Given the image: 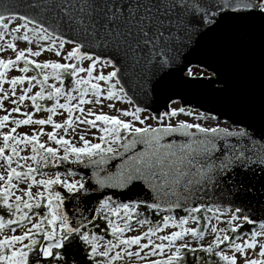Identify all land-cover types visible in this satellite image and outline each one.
I'll return each mask as SVG.
<instances>
[{"label": "snow or ice", "instance_id": "1", "mask_svg": "<svg viewBox=\"0 0 264 264\" xmlns=\"http://www.w3.org/2000/svg\"><path fill=\"white\" fill-rule=\"evenodd\" d=\"M208 42L231 80L202 60L193 75ZM257 42L264 70V0H0V264H69L73 243L80 264H264V219L221 203L264 176V79L257 100L244 71ZM198 80L240 119L188 106ZM77 124L91 139L66 138Z\"/></svg>", "mask_w": 264, "mask_h": 264}, {"label": "water", "instance_id": "2", "mask_svg": "<svg viewBox=\"0 0 264 264\" xmlns=\"http://www.w3.org/2000/svg\"><path fill=\"white\" fill-rule=\"evenodd\" d=\"M260 58L261 53L258 42L244 54L245 76L257 100L259 99L262 79H264V70H262ZM197 60L206 61L211 66L218 68L229 80L235 76L237 71L236 65L222 55L221 48L217 43H205L193 52L190 58L191 67L202 69L201 66L197 65ZM203 70L207 73L210 71V69ZM214 88L215 84L209 86L206 82L198 80L190 88L181 90V94L184 96L188 106L206 113L209 109H212V114L218 115L221 122L228 119H240L237 112L224 104L218 94L212 92ZM146 106L149 113L163 110L162 108L158 109V102L147 101ZM254 127L259 131L258 121L254 122ZM251 179L252 184L249 185L251 191L231 193L221 203H231L233 207L239 206L242 209V214L249 215L253 219L254 224H259L260 220L264 219V187H262L264 185V176L257 170L255 176ZM142 195L143 193H141ZM117 198L119 199V196ZM94 202L95 200L90 201L87 206L90 207L91 203Z\"/></svg>", "mask_w": 264, "mask_h": 264}, {"label": "rangeland", "instance_id": "3", "mask_svg": "<svg viewBox=\"0 0 264 264\" xmlns=\"http://www.w3.org/2000/svg\"><path fill=\"white\" fill-rule=\"evenodd\" d=\"M34 47V45H33ZM3 56V58H9L12 54L11 52H5L3 54H0ZM38 59H56L52 54L50 53H42L41 57L38 58ZM22 66V64L20 65ZM193 75L194 76H199L201 74V71L202 69H199L197 67H193ZM207 72H205L203 70V75H205ZM20 73L17 72L16 68H12V69H9L8 70V73L6 74V78H10L11 75H18ZM28 74H33L31 71L28 73ZM52 81L50 80L49 83H51ZM24 86H27L26 84ZM0 87H3V88H7V84L3 85V86H0ZM20 87L21 86H17V95H19V92H20ZM35 90V89H34ZM0 103H3L4 104V107H10V105L7 103V101H3V102H0ZM27 104H30V102H25ZM107 103V102H105ZM117 106H119V104H117ZM174 106H179V105H174ZM87 107V106H86ZM61 110H58V112H60ZM4 113L3 112H0V115H3ZM146 115L149 114L148 113H145ZM13 116H16L17 114L13 113L12 114ZM46 114L43 112V110H41V112L39 113H34V118H42L44 117ZM63 118V115H57V116H54V119L57 120L58 122ZM181 118H184V117H181ZM187 119H191V118H187ZM202 124H204L205 126H212V124H214L215 122H212V121H201ZM40 126H36V125H33V126H21L20 128H18V131H22V132H31L34 128L38 129ZM50 126H44V131L47 132V131H50ZM81 132H83L85 134V138H88V139H91V135L90 133L87 131V126L86 125H80V124H77L76 125V129H75V132H73V130L70 128L69 131H68V134L66 135V138H71V142L73 143H78L76 137L78 135L81 134ZM42 139L46 140V137H42ZM54 146V145H53ZM24 154V153H22ZM241 215H243L241 213ZM255 225H258V224H255ZM220 227H223V225H219ZM133 228H134V232L132 233H129V234H138L139 231L143 230L142 227L140 226H137L136 224L133 225ZM200 230L202 231H206L207 233V230L201 228ZM239 242V241H237Z\"/></svg>", "mask_w": 264, "mask_h": 264}, {"label": "trees", "instance_id": "4", "mask_svg": "<svg viewBox=\"0 0 264 264\" xmlns=\"http://www.w3.org/2000/svg\"><path fill=\"white\" fill-rule=\"evenodd\" d=\"M42 103H44L45 106H47L50 102H42ZM133 225H135L134 222H133ZM251 230H254V226L246 224L240 231L248 232ZM64 251L68 257L69 264H72L73 260L76 262V264H80L81 253H80V249L75 245V243L66 247Z\"/></svg>", "mask_w": 264, "mask_h": 264}, {"label": "flooded vegetation", "instance_id": "5", "mask_svg": "<svg viewBox=\"0 0 264 264\" xmlns=\"http://www.w3.org/2000/svg\"><path fill=\"white\" fill-rule=\"evenodd\" d=\"M208 74L206 73L204 76H207Z\"/></svg>", "mask_w": 264, "mask_h": 264}]
</instances>
